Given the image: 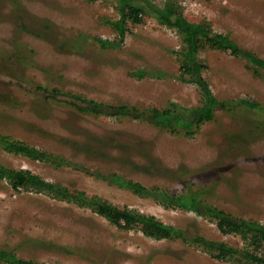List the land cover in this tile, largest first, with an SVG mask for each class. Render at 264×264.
Listing matches in <instances>:
<instances>
[{
	"label": "rangeland",
	"instance_id": "obj_1",
	"mask_svg": "<svg viewBox=\"0 0 264 264\" xmlns=\"http://www.w3.org/2000/svg\"><path fill=\"white\" fill-rule=\"evenodd\" d=\"M153 1L173 2L186 18L208 23L264 58V0ZM116 17L113 0H0V133L146 186L175 192L188 183L217 207L264 222L260 111L218 110L196 133L185 136L131 117L83 113L67 102L70 97L52 99L36 88L39 84L139 107L196 104L195 86L179 77L177 31L145 15L140 23H127L118 47H102L90 39H116L110 24ZM81 32L87 37L75 47ZM199 56L217 98L264 105L263 71L253 74L244 59L228 51L206 48ZM135 68L155 75H130ZM0 163L154 214L193 234L241 244L238 236L220 233L209 218L164 207L77 167H55L1 147ZM0 248L44 264H235L179 239H152L138 227L119 228L84 206L31 190L15 191L2 179Z\"/></svg>",
	"mask_w": 264,
	"mask_h": 264
},
{
	"label": "trees",
	"instance_id": "obj_2",
	"mask_svg": "<svg viewBox=\"0 0 264 264\" xmlns=\"http://www.w3.org/2000/svg\"><path fill=\"white\" fill-rule=\"evenodd\" d=\"M116 3L117 17L110 21L116 33V39H104L90 36L102 47H118L123 41L127 23H140L145 15L153 17L157 22L173 28L180 36L181 49L178 52L180 76L185 82L192 83L198 93V102L194 105H183L169 102L163 106L139 107L128 103H107L87 98L81 94L64 92L56 88L48 89L36 85L49 98L60 99V95L70 97L67 101L78 111L90 114H106L117 117H131L144 120L154 127L174 134L192 136L199 127L212 120L218 110L231 111L237 107L260 111L264 115V105L257 100L245 98L219 99L213 93L205 77L206 63L200 58L203 49H218L244 59L253 74L264 72V58L253 51L240 46L228 34L215 31L208 23L186 18L181 9L173 2L157 4L153 0H113ZM75 47H79L87 37L77 35ZM135 77L155 75L152 71L135 68L129 71ZM72 98V99H71ZM66 101V99H64ZM0 147L6 152L24 156L31 160L45 162L55 167L73 166L88 173L107 179L108 182L124 187L139 196L151 197L164 207L191 211L196 215L211 219L222 234L239 237L241 244L235 246L203 234H193L186 229L167 223L154 214L141 212L127 206H118L96 195L87 194L83 190L69 189L65 185L43 179L22 168H14L0 163V179L4 180L15 191L31 190L47 196L84 206L103 216L110 223L122 229L138 227L147 237L152 239H179L195 244L215 259L235 264H264V222L256 219L236 216L221 207L209 202L205 192L185 183L180 191H171L160 185L146 186L138 181L125 178L116 172H101L71 162L65 157L51 153L29 143L16 140L8 134L0 133ZM1 264H44L42 262L17 257L12 251L0 248Z\"/></svg>",
	"mask_w": 264,
	"mask_h": 264
}]
</instances>
